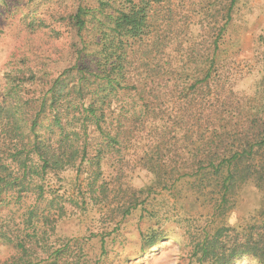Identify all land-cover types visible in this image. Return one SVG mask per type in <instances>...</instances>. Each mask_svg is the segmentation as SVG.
Wrapping results in <instances>:
<instances>
[{
    "label": "rangeland",
    "instance_id": "rangeland-1",
    "mask_svg": "<svg viewBox=\"0 0 264 264\" xmlns=\"http://www.w3.org/2000/svg\"><path fill=\"white\" fill-rule=\"evenodd\" d=\"M233 1L165 0L153 5L144 51L152 53L138 56L146 67L138 61L137 67H142L136 73L148 79L145 92L154 88L159 98L144 118L127 128L123 144L103 161L99 175L87 161L80 169L47 175L42 183L47 197L40 210H48L52 200L60 217L43 227L50 247L39 243L31 250H63L59 264H195L199 242L221 226L240 227L238 231L262 226L263 190L248 184L222 204L195 178L178 179L193 174L195 157L215 151L206 131V113L201 111L208 102L205 83L200 81L198 87L204 89L190 94L194 106L188 112L182 109L181 92L186 84L204 78L210 68V46L225 27L227 35L219 39V85L233 88L229 99L240 110L264 119V0H236L229 12ZM102 2L111 5L112 12L127 4L126 0H0V106L20 97L41 98L67 71L78 83V53L82 43H92L96 34L91 32L95 24L79 33L76 15L81 8L100 9ZM92 44L89 53L96 49ZM92 59L86 62L93 66ZM142 98L131 95L120 102L132 111L144 104ZM118 106L115 101L113 107ZM5 138L0 130V152ZM95 140L90 141L91 157ZM166 159L171 160L169 166ZM148 160L161 164L162 175L178 181L160 185L147 169ZM31 194L26 193L20 205L0 207V227L16 235L22 232L24 212L34 203ZM235 235L231 233L230 239ZM17 259L18 251L0 238V264H14ZM232 264L260 263L244 255Z\"/></svg>",
    "mask_w": 264,
    "mask_h": 264
},
{
    "label": "trees",
    "instance_id": "trees-1",
    "mask_svg": "<svg viewBox=\"0 0 264 264\" xmlns=\"http://www.w3.org/2000/svg\"><path fill=\"white\" fill-rule=\"evenodd\" d=\"M126 1L125 6L113 12L111 5L102 2L100 9L81 8L76 15L79 33L87 30L89 24H95L91 32L96 34L93 44L83 42L78 53L76 70L81 78L77 84L67 71L41 98L25 101L20 97L12 99L13 104L0 106V130L7 136L0 152V207L20 205L29 192L34 197V203L24 212L25 227L19 229L22 232L16 235L14 230L0 227V238L18 251L14 264H59L63 250H39V253L31 250L39 243L50 247L49 234L43 227L60 217L52 200L48 210H40L47 197L42 183L48 174L80 169L86 161L99 175L103 161L123 144L127 128L135 120L144 118L151 103L159 98L154 88L145 92L148 79L136 70L142 67H137L138 61L143 63L140 54L152 53L144 51L146 39L151 35L153 5L165 0ZM235 3L236 0L229 12ZM225 32L227 35L226 27L210 46V68L204 78L186 84L181 92L185 99L182 109L188 112L194 106L190 94L204 89L198 84L205 83L208 102L207 108L201 111L206 113V131L215 151L210 150L202 158L195 157L193 174L178 177L195 178L204 190L211 188L222 204L238 188L248 184L264 191V119H258L251 110H240L229 99L233 88L219 85V39ZM89 44L96 48L92 53L88 52ZM90 58H93L90 61L93 66L86 62ZM91 79H94L93 84ZM131 95L143 96L144 104L128 111L120 99ZM115 101L119 108L113 107ZM198 111L192 117H197ZM91 138H96L93 157L89 155ZM170 162L166 159L164 164L169 166ZM147 163V169L160 185L167 187L178 181H173L169 174L162 175L161 164L151 160ZM260 224L262 226L252 225L242 231H238L240 227L221 226L199 242L195 264H232L244 255L264 264V220ZM231 233L236 234L232 239Z\"/></svg>",
    "mask_w": 264,
    "mask_h": 264
}]
</instances>
